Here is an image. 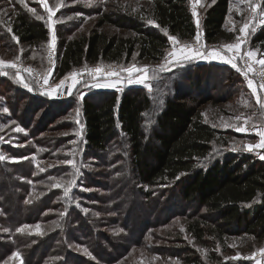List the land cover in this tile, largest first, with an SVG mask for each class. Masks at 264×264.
<instances>
[{"label":"trees","instance_id":"1","mask_svg":"<svg viewBox=\"0 0 264 264\" xmlns=\"http://www.w3.org/2000/svg\"><path fill=\"white\" fill-rule=\"evenodd\" d=\"M229 6L230 0H213L205 8L200 30L207 45L232 41L224 30ZM12 7L13 10L6 15L9 20L5 29L0 27L6 40L29 47L45 44L49 38L45 22L33 17L20 0H15ZM260 8L264 9V0H260ZM90 15H97V18L86 33L70 35L64 31L67 25L56 27L52 69L55 79L61 80L82 67L127 66L134 59L135 62L161 63L170 47L168 36L176 37L179 42H190L197 29L189 0H146L144 12L139 16L99 9L92 10ZM110 27L125 33H110L106 30ZM13 37H17L18 42ZM250 47L264 54V25L251 36ZM220 66L226 70L223 80L230 84V98L233 92L238 93L235 78L241 76L232 67ZM220 66L215 63H188L189 73L176 74L173 87L184 78L183 75L188 78L190 73L194 75ZM154 82L161 85L164 80ZM193 86L195 89L198 84ZM190 89L191 84L188 91ZM11 90L22 95L16 97V109L22 98L28 97L33 102L39 99L35 93L28 94L15 85ZM172 90L171 96H165L148 134L142 123L153 105L143 88L89 92L81 98L82 161L85 157L95 159L94 166L99 169L93 174L95 179L91 180L87 173L83 174V168L81 179L86 187H101L109 194L103 197V206L95 207L89 202L98 200L96 194L87 195L89 198L85 201L83 194L72 191L66 196L61 188L54 187L68 183L70 169L66 166L41 171L28 158L14 166L0 161V260L16 251L28 264H68L83 260L72 251L80 245L96 260L103 264L111 263L112 252L125 250L122 242L129 240L126 234L115 231L125 212L123 208L128 206L137 217L140 212L150 209L149 201L154 197L157 198L155 205L160 206L161 214L167 218L179 214L184 216L185 232L197 242L207 240L212 246L220 247L235 236H247L258 243L263 242L264 159L234 148L224 151L229 137L242 135L234 130L225 132L210 126L200 114L205 101L200 97H190L179 88ZM65 98L52 97L48 107L58 105L65 109ZM49 125L41 128L27 124L29 134L24 141L30 140L31 144L45 150H68L70 145L67 143L72 136H43ZM29 148L37 151L34 146ZM215 152L219 153L218 156H214ZM6 153L10 157L30 155L25 152L11 154L9 150ZM38 153L39 159L46 155ZM59 157L64 159L65 156ZM10 168L13 170L8 172ZM168 196L176 203L170 206L174 207L172 210H166L158 200ZM140 198L141 202L137 200ZM80 205L87 208V212H81ZM53 209L57 213L47 215V211ZM151 212L158 213L159 209L154 208ZM103 214L108 217L104 218ZM146 220L141 222V233L152 225L150 219ZM34 222L48 224L44 235L17 231L21 226ZM126 222L120 227L132 233ZM103 227H108L111 232L102 231ZM112 240L115 246L114 243L111 245ZM103 257L106 259L101 260ZM186 262L204 264L202 260L187 259ZM87 264L93 263L88 260ZM228 264L238 263L229 261Z\"/></svg>","mask_w":264,"mask_h":264},{"label":"rangeland","instance_id":"2","mask_svg":"<svg viewBox=\"0 0 264 264\" xmlns=\"http://www.w3.org/2000/svg\"><path fill=\"white\" fill-rule=\"evenodd\" d=\"M14 1L15 0H0V27H3L4 29L6 27V22L9 20L6 15L13 10L12 5L14 4ZM212 1L199 0V2H197V0H189L192 17L198 29L196 37L199 36V41H197L196 37L190 42H179L178 40L175 42L171 41L169 42L170 47L166 53L165 59L161 63L149 64L146 62H135L136 60L134 59V62L127 66L114 64L106 66L100 65L96 68L99 67L105 72H114L116 75H114L113 78H95L92 80H85L82 83H74V80H79V78L84 79V76L89 69L82 68L80 70H75L61 80L55 79L52 74L55 43L53 47H50V45H52L53 33L56 37V27L67 25L64 28V31L70 32V35L86 33L93 27L97 18V15H90L92 10H118L139 16L144 12L146 0H92L91 4H89L87 0H47L48 6L55 11V15L52 17L51 21L48 20V12L40 3V0H24V3L22 4L23 7L28 10L33 17H43L42 20L48 28L49 38L45 44L33 47L17 45L15 42L10 40L7 41L6 37L3 36V30L0 29V61H3L5 65L9 63L16 65L15 68L6 67L4 69V71H10V73H7L6 75L0 74V155L5 157L3 161L14 166L20 162H24L28 158L30 163H33L39 170L66 166V168L70 169L68 183L66 186H59L58 188H61L64 193L65 188H67L68 193L73 191L76 192L75 194H83L86 196L85 201L89 198L87 195L91 196L96 194L98 200H92L89 202L95 207L103 206L102 199H104L103 197L105 195L109 196V194L103 191L101 187H86L81 179L83 168V174L87 173L89 175L87 177L91 180L95 179L93 174L99 169L94 166L95 159L85 157L82 161L81 150L83 125L79 103L81 98L89 92H120L125 87H141L148 93V95H150L153 108L146 112L142 123L143 129L147 134L152 126H154V118L162 108L165 96H171L173 93L172 88L175 87L183 90L190 97H200V100L206 102L200 108V114L202 119L210 126L225 132H233L234 130L242 135V137L239 138H234L232 136L229 137L230 140L228 144L230 145L228 146L227 144V147L223 148L224 151H230L234 148L236 151L243 150L255 154L256 156L258 153H264V149L254 148L252 151H249L246 147L248 144H259L261 139L256 133L257 131H264V107L257 102V96L264 99V90L261 92L257 88V81L255 78L251 80L253 81V87L257 89L256 94H253L251 88H249L248 80L243 81L242 78H235V85L239 86V89L238 93L233 92V95H231L232 97L230 96V98V84L223 80V77L226 76V70L220 65L218 69H204L198 73H194V75L190 73L188 78L183 75L184 78L181 81L178 80L179 82L177 81L173 87L174 81L176 80L174 77H177L176 74H182L183 72L184 74H188L189 67H187V64L196 63L192 60L184 66L169 65L166 57L172 52H175L176 56L180 57V49L188 50L186 46L198 48L202 52L216 51L222 56H229L230 54L232 55V52H229L224 46L239 42L241 44V53H246L249 50L256 52L255 60H251L253 61V64L259 65L260 72L264 76V66L256 62L259 59H264V54L250 47L251 36L256 30L264 25V23L261 22L264 21V17L259 16L261 10L260 0H250V3L246 2V0H230L229 14L226 17L224 30L228 37H232V41H221L220 43L207 45L204 39L201 38V34H199L201 31L200 23L205 8ZM57 4L60 5L58 9L56 8ZM250 5L257 7L255 16L251 11ZM194 7L196 12L195 16L193 15ZM29 9H35V12H32ZM245 23L249 24V28L245 33H241L240 29ZM106 30L110 33H125L124 30L115 27L106 28ZM49 53H51V55H49ZM18 57L19 59H17ZM209 58L217 61L219 56L215 59L211 56H209ZM133 66L139 69L147 68V71L144 73V76H146L147 79L144 83L136 82L138 79H141V76L138 73L124 71V69ZM169 67L171 70H167ZM14 69H30L35 73L38 82L45 87V90L41 92L36 88L34 83H30L23 76L22 81L18 80L17 72L14 71ZM172 72H174L175 75H173ZM166 73L168 74L165 76L161 75ZM130 77L132 80L135 77L137 78L129 84L128 79ZM45 78L48 80L47 84L44 83ZM197 78H199V81H197ZM65 80L72 81L74 87L69 91L64 100L63 106H65V109H61L58 105L48 107L49 100L55 93L52 89L59 88L61 81L64 82ZM159 80H164V83L161 85L155 84L154 81ZM24 82H27L30 85V88L32 89L31 91L23 87ZM97 83L114 84L115 87H94L93 85ZM195 83H197L198 86L194 89L193 84ZM146 84L151 85V91L145 86ZM189 84H191V89L188 91ZM12 85H15V87L20 88L21 91L28 94L35 93L34 95L39 98L38 101H29V99H27L28 97H26V99L22 98L19 100L16 109V105H14L16 97L22 95L19 91L11 90ZM48 92H51L52 94H44ZM184 92L181 93L185 94ZM4 108H7L8 111L4 112ZM237 117H240V119H236ZM49 122H51L50 125ZM27 124H33L34 126L38 125L41 128L49 125L50 127L42 133L43 136H54L58 134L67 135L69 137L72 136V139L67 143L70 145V148L68 150H58L56 148L45 150L42 146L31 144L30 140L24 141V138L29 134L26 127ZM17 127L22 128L23 131H15L14 129ZM237 127H244L247 130L237 131ZM29 146H34L37 148V151H31V147L29 148ZM8 150L11 154L25 152L30 153V155L24 156L26 159H13L21 157H10V155L6 153ZM39 151L46 154L45 157L44 154H42L44 158L39 159ZM70 153L72 154L71 156L69 155ZM218 154L219 153L215 152L214 156H218ZM59 156L65 157L64 159H61ZM259 158H261L260 154ZM67 160H73L74 166L63 163ZM87 162L90 163L87 164ZM12 170L13 169L10 168L8 169V172H11ZM51 180L55 181L56 179ZM35 193L39 194L41 192ZM156 199L157 198L154 197L149 201L150 204L148 205V208L151 210L147 209L146 211L137 214V217L139 218L131 213L128 206L123 208V211L125 212L121 216L120 225L115 231L126 234L129 240L127 242H122L125 250L112 252L111 256L113 261L108 264H187V259L191 261L202 260L204 264H218L219 262L220 264H228L229 261H235L238 264H257V261H261V264H264V256L260 253V250L264 249V241L258 243L247 236H235L230 239L228 243L221 244L220 247L215 245L212 246L207 240L197 242L185 232L184 216L179 214L176 216H168L167 218L166 215L161 214V209L158 208L160 206L155 205L154 202ZM137 200L141 202V198ZM158 200L161 203V206L166 210H172L174 208H170L175 201L170 199L169 196L158 198ZM154 208L157 210L159 209V212H151ZM188 208L192 210L191 207ZM86 209L87 208L81 205L79 207L81 212H87ZM0 211H2V208H0ZM54 213H57L56 209L47 211V215L49 216ZM95 216L98 215L95 214ZM102 216L104 218L108 217L107 214H103ZM125 220L127 221L125 223L126 227L129 230H132V233H129L130 231L126 232V229L123 230L120 227L121 224H124ZM144 220H146V222H151L152 225L145 233H141V222L143 223ZM27 225L31 226V228L25 229L23 232L29 235L35 234L42 236L46 233V227L48 224L45 222H34ZM37 225H39V228L36 227ZM101 229L104 232H111L108 227H103ZM107 237L109 238L110 236L107 235ZM113 243L115 246L116 243L112 240V246ZM84 250L85 248L82 246L76 245L75 249L72 251L79 254L83 260H74V262H68V264H87L88 260L93 264H103V262L96 260L93 256L91 257V255ZM11 254L0 260V264H21L20 260H16L15 258L9 259ZM238 254L240 258L237 259L236 257ZM249 257L253 258L249 259ZM105 259L106 257L101 258V260ZM22 264L28 263L22 258Z\"/></svg>","mask_w":264,"mask_h":264},{"label":"snow or ice","instance_id":"3","mask_svg":"<svg viewBox=\"0 0 264 264\" xmlns=\"http://www.w3.org/2000/svg\"><path fill=\"white\" fill-rule=\"evenodd\" d=\"M87 2L89 4H91L92 0H87ZM197 2H199V0H197ZM246 2L250 3V0H246ZM20 3L23 4L24 0H20ZM40 3L43 5V7L48 12V20L51 21L52 17L55 15V11L53 10V8L48 6L47 0H40ZM59 6L60 5L57 4L56 8L58 9ZM250 6H251V11H252L253 15L255 16V14L257 12V7L253 6V5H250ZM29 10L32 11V12H35V9H29ZM193 15L194 16L196 15L195 7L193 8ZM259 16L264 17V9L260 10ZM36 18L37 19H43V17H41V16H37ZM261 22L264 23V21H261ZM248 28H249V24L245 23L244 26L240 29V32L241 33H245ZM8 31L10 32L11 29H8ZM13 38L16 39L17 42H18V38L17 37H13ZM55 39H56V37H55V34L53 33V35H52V45H50V47L54 46ZM170 39L172 41H174V42L176 41V37H170ZM196 39H197V41H199V36H197ZM186 47H187L188 50L180 49V57H177L175 52L169 53L168 64L169 65L184 66L186 63L191 62L192 60H195V59H207L208 56H211L213 59H215V58H217L219 56L220 59L223 62L231 64V66L233 68H237V64L233 62L234 60H236V59L243 60L245 57L253 59V60H255V58H256V52L255 51L249 50L246 53H241V51H240L241 50V44L239 42L236 43V44H228V45L224 46L225 48L228 49L229 52H232V55L228 56L227 58H225V56L220 55V53L216 52V51L202 52L198 48H192L191 46H186ZM49 55H51V53H49ZM17 59H19V57ZM256 62L259 63L260 65L264 66V59H259ZM245 66H246L248 71L252 70V65L248 64L247 60H245ZM6 67L7 68H15L16 65L12 64V63H9V64L5 65V63L3 61H0V74H5V75L7 74V72L4 71V69ZM167 70H171V68L169 67ZM28 71H31V70L29 69ZM89 71L98 73V72H101L102 69L98 67L96 69L89 70ZM124 71H127L129 73H133V72L138 73L141 76V79H138L136 81L137 83H144L145 80L147 79V77L144 76V73L147 71V68L139 69V68H136L135 66H133L131 68L124 69ZM111 74L112 75H116V73H111ZM73 75H76V74H73ZM245 76H247V72H245ZM17 79L20 80V81L23 80V77L20 75L19 72H17ZM73 82L74 83H78L79 81L78 80H74ZM132 82H133V80L130 77L128 79V83L131 84ZM44 83L45 84L48 83L47 78L44 79ZM61 84H63V81H61ZM93 86L94 87H115L114 84H99V83L94 84ZM145 86L148 88L149 91H151V85L150 84H146ZM248 86H249V88H251L253 94H256L257 89L255 87H253V81L251 79L248 80ZM23 87L29 89L30 91L32 90L30 88V85L27 82L23 83ZM261 87H264V85H261ZM52 91L54 92V91H56V89H52ZM44 94L51 95L52 93L48 92V93H44ZM257 102L259 104H261L262 107H264V99H261L259 96H257ZM3 111L7 112L8 109L4 108ZM236 119H240V117H237ZM14 130L17 131V132H22L23 131V129L19 128V127L15 128ZM236 130L237 131H246L247 129L244 128V127H237ZM256 135L261 138V142L259 144H257V145H251V144L246 145V147H247V149L249 151H252L254 148L264 149V131H257ZM4 159H5V157L3 155H0V160H4ZM13 159H26V158L25 157H21V158H13ZM261 159H264V156H261ZM63 163H66L67 165L74 166L73 160H67V161H64ZM43 170L44 169H41V171H43ZM59 186H60L59 184L54 185V187H59ZM65 195L66 196L68 195V189L67 188H65ZM26 202H30V201H26ZM36 227L39 228V225H37ZM29 228H31V226L23 225L19 229H17V231L23 232L25 229H29ZM84 251L87 252V249H85ZM260 253H261L262 256H264V249H261ZM13 258H15L16 260H20L21 264H22V257L20 256L19 252H13L11 254V256L9 257V259H13ZM236 258L237 259L240 258L239 254H238V256ZM252 258L253 257H249V259H252ZM257 264H261V261H257Z\"/></svg>","mask_w":264,"mask_h":264},{"label":"built area","instance_id":"4","mask_svg":"<svg viewBox=\"0 0 264 264\" xmlns=\"http://www.w3.org/2000/svg\"><path fill=\"white\" fill-rule=\"evenodd\" d=\"M231 56V54L229 55ZM167 59H169V56L166 57ZM245 60H247L248 64L252 65V70L248 71L246 66H245ZM234 63L237 64V70L242 78L243 81H247L249 79H256L257 81V88L263 92L264 87H261V85H264V76L263 74H261L260 72V67L258 64H253V61L250 58L245 57L243 60L241 59H236L233 61ZM102 66H106V65H102ZM97 66H89V67H82V68H88L89 70H93L96 69ZM82 68L79 69H75V70H80ZM29 69H22V70H18V69H14V71L19 72L21 76H23L25 79H27L30 83H34L36 85V88L38 90H40L41 92H43L45 90V87L40 84L37 80V76L35 75L34 72L32 71H28ZM73 70V71H75ZM86 73V75L83 78H79V83L84 82L85 80H92L95 78H100V79H104V78H113L114 75H112L111 73L114 72H110V71H101V72H91L89 71ZM71 71V72H73ZM70 72V73H71ZM245 72H247V76H245ZM34 85V86H35ZM73 88V82L70 80H65L63 82V84H61L59 86V88L56 89L54 96L55 98H64L67 96V94L69 93V91Z\"/></svg>","mask_w":264,"mask_h":264},{"label":"crops","instance_id":"5","mask_svg":"<svg viewBox=\"0 0 264 264\" xmlns=\"http://www.w3.org/2000/svg\"><path fill=\"white\" fill-rule=\"evenodd\" d=\"M195 25H196V24H195ZM196 28H197V27H196ZM197 34H198V29H196V35H197ZM199 34H201V38L203 39L202 31H200ZM196 35H195V37H196ZM195 37H194V38H195ZM168 41H169V42L172 41V40L170 39V36H168ZM169 44H170V43H169ZM227 57H228V56H225V58H227ZM194 61H195L196 64H209V63H215V64H218V65H225V66L232 67L231 64H228V63L223 62V61L220 59V57L218 58L217 61L210 59L209 56H208L207 59H195ZM232 68H233V67H232ZM233 69L236 70L237 68H233ZM135 78H137V77H135ZM135 78L133 79V81L136 80ZM260 139H261V138H260ZM259 154H260V157H261V156H264V153H258L257 155L259 156Z\"/></svg>","mask_w":264,"mask_h":264}]
</instances>
